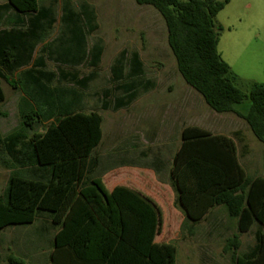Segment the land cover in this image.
I'll return each mask as SVG.
<instances>
[{
	"label": "trees",
	"instance_id": "trees-1",
	"mask_svg": "<svg viewBox=\"0 0 264 264\" xmlns=\"http://www.w3.org/2000/svg\"><path fill=\"white\" fill-rule=\"evenodd\" d=\"M136 2L155 7L164 17L170 47L186 82L217 112L244 118L264 142V83L255 82L248 94L244 92L218 49L221 26L216 17L230 0ZM71 3L64 0L62 28L50 44L55 47L51 55L69 67L93 68L82 77L80 72L40 68L41 57L34 53L56 21L40 0L0 4V103L6 100L3 80L21 92L20 126L2 138L9 155L3 163L13 170L0 195V228L29 225L48 216L57 228L50 264H177V245L156 239L164 222L160 205L126 185L108 190L102 178L91 176L89 160L103 139L104 117L96 110L84 111V97L105 47L102 38L89 43L99 28L95 8L84 2L76 11ZM11 13L16 21L1 28ZM143 65L136 50H123L117 57L113 80L123 94L113 109L137 98ZM65 80L77 87L62 86ZM247 98L248 107L240 109ZM102 107L109 109L110 104L103 100ZM182 139L168 172L187 218L197 222L210 208L224 207L238 228L224 250L231 251L235 264H264V176L247 173L236 142L228 135L190 125L183 129ZM157 161L151 166L161 173ZM254 224L260 228L257 244L239 252L240 233ZM183 225L190 231L195 227ZM11 260L21 264L17 258Z\"/></svg>",
	"mask_w": 264,
	"mask_h": 264
},
{
	"label": "rangeland",
	"instance_id": "rangeland-1",
	"mask_svg": "<svg viewBox=\"0 0 264 264\" xmlns=\"http://www.w3.org/2000/svg\"><path fill=\"white\" fill-rule=\"evenodd\" d=\"M72 2L76 8L84 2L95 8L99 28L89 36V43L92 45L102 38L105 47L96 77L85 90L84 111L96 110L104 117V137L98 154L105 164L111 163L115 167L106 174V180L122 183L128 178L130 185L137 180L136 185L156 199L164 218L157 240L177 245V264H235L231 251H225L224 246L227 236L235 233L237 226L224 207L214 211L223 222L216 226L223 234L220 239L205 237L213 227L210 220L195 226L196 235L189 238L168 169L157 174L145 166L139 169L137 176L132 169L126 171L121 161L126 156L133 161L151 163L160 156L170 163L177 148L170 142L179 139L180 130L187 124H200L214 132L228 133L232 130L230 117L233 116L239 120L244 135L241 123L246 125L247 121L237 114L217 112L186 82L170 47L165 19L155 7L139 4L136 0ZM216 22L221 26L218 49L230 64L235 83L248 94L255 82L264 83V0H230L218 13ZM123 50L139 51L144 72L138 97L128 106L115 110L113 105L123 92L113 80L112 66ZM92 70L88 65H81L80 76ZM2 86L7 99L0 103V195L5 192L13 170L3 163L9 155L2 138L21 123L16 103L18 90L5 80ZM103 100L110 104L109 109L102 107ZM187 100L192 103L190 108L185 106ZM249 103L247 98L239 108L244 110ZM245 137L248 152L244 151L245 143L239 141L240 153L244 152L241 160L250 175H264V142L250 127ZM56 230L46 215L29 225L0 228V264H13L11 258H17L21 264H50ZM242 240L240 251H246L255 241L252 233L244 234Z\"/></svg>",
	"mask_w": 264,
	"mask_h": 264
},
{
	"label": "crops",
	"instance_id": "crops-1",
	"mask_svg": "<svg viewBox=\"0 0 264 264\" xmlns=\"http://www.w3.org/2000/svg\"><path fill=\"white\" fill-rule=\"evenodd\" d=\"M6 2H7V0H0V4H4ZM71 2H72V0H71ZM40 3H41V5L43 7H45L46 9H48V11L53 12L55 14L56 21L53 23V26H52V28L50 30L51 33L47 37V39L45 41H43L42 43H40L37 46L36 51L34 53V57L35 58L41 57L40 68L47 69V70H51V71H54L56 73H58L59 70H62V71L65 70V71H70L72 73V75H74V73L78 74L79 73V67L80 66H75V67L74 66H71V67H69L67 65H63V64L57 62L56 59H55V57H53V55H51V52L52 53L54 52L53 49H55V47L53 46V49H52V47H50V44H52L54 42L55 38H57V36L60 33L61 28H62V25H61V17H62V14H63L64 0H48V1H46V0H40ZM71 5H72V8L75 9L76 11L79 10V8H76L74 6V3L73 2L71 3ZM14 17H15V14L11 13L10 16L7 19V23H5L4 25H2L1 28H10L11 22L16 21ZM18 72L19 71L15 72V75H17ZM77 80H78V78H77ZM62 86H65V87L66 86L67 87H77V85L74 84V81H69V80L62 81ZM5 94H6V99H7V93H5ZM20 97H21V92L18 91V96L16 98L17 106L19 105ZM72 101H73V98H72ZM191 104L192 103L190 102V100H187L185 102V106L187 105V108H190L192 106ZM223 113H229V114L236 115V113H234V112H223ZM238 117L240 118V116H238ZM230 118H231L230 128L232 130L230 132H228V133H218V132H214L213 130H211L207 126L200 125V124H195V123H193V124H187L186 126L197 125V126H200V127H203L205 129L210 130L212 133H215V134H225V135H228V136L232 137L235 140L236 145H237V152H238L239 160H240L241 164L243 165V167L247 171V168L245 167L244 163L241 160V156H242V154H244V152L242 154L240 153L239 141H242L243 143H245L244 144V146H245V150L244 151H245V153L248 152V149H247L248 148V142H247V139L245 137V134L248 131V129H249L250 126H247L248 124L245 125L244 123H241L242 126H244V127H242V128H244V130H243L244 135H243L242 134V131H241V127L239 125L240 124L239 120H237L233 116H231ZM186 126H184L180 130L179 139L170 142L171 144L177 145V148L174 150V152L172 154V157H173V155L175 154V152L179 149V147L182 144V141H183V139H182V131H183V129ZM103 137H104V135H103ZM102 141H103V139H102ZM102 141L95 148V151L93 152V154H92V156H91V158L89 160V167H91V170H90L91 176H95V177L102 178V180H103V182H104V184H105V186H106V188L108 190H112L117 185H126V186H129V187L135 188V189L143 192L144 194H146V195H148V196H150L151 198L154 199V197H152L151 194H149L148 192H146L140 186L136 185V184H138V181L137 180H134L133 179L135 181L133 185H130L128 183L129 182L128 181V178L122 180V181H125V182H122V183H117L115 180H112V179H110L109 181L106 180V176H107L106 174H108L109 170H112L115 167L111 163L110 164H105L103 162L101 156L98 154V149H99L100 145L102 144ZM143 155H146V154H143ZM156 159L159 160V161H157L158 162V165L160 167L162 166V170L163 171L167 170L168 168L170 169V167L172 165L171 164V161H170V163L169 162L167 163L166 160L164 158L160 157V156H157L154 160H156ZM162 162L164 163L163 165L161 164ZM121 164H122L123 167H125L126 171L128 169L129 170L132 169V171L134 170L135 171V174L137 176H138L139 169H141V167H145V166L151 167L154 170V172H156L157 174H161L163 172V171L161 173L157 172L155 170V168L153 166H151L152 162L151 163H142V162H139L137 160L133 161L131 158H128L126 156L121 161ZM247 173H248V171H247ZM262 176H264V175H262ZM171 185H172V183H171ZM154 200L156 201V199H154ZM218 207H221V206H214V207L210 208L209 211L206 213V215L202 219H200L199 221H197V222H194L192 219H188L187 216H186V213H185L184 209L181 207V209H182V211L184 213V217L182 218L183 219V224H185V223L186 224H195V226H197L199 224L204 223L206 220H210L209 222H210V224L213 227H212V230L211 231H209V232H207L205 234L206 235L205 237L207 239H214V238L220 239L223 236V234H222L221 231H218V229H217L216 226L222 225L223 222H222V218H220L219 216H217L216 215V212H214V211H216V209ZM170 219L172 220V217ZM232 220L235 221L236 226H237V220L236 219H232ZM259 229H260L259 228V225L258 224H254L248 231L240 233L241 240H242L243 235L244 234H247V233H252L253 236H254V239H255L254 243L251 246H249V248L246 251L252 250V248L257 244V235L259 233ZM262 231L264 233V228H262ZM235 233H238V228H237V231ZM235 233H233L231 236H227V239L229 237L234 236ZM194 235H196L195 230H193V231H190L189 230V238H192ZM156 239H157V237H156ZM242 242H243V240H242ZM239 252H245V251H240V249H239ZM232 261H233V259H232ZM200 264H204V263L203 262H200Z\"/></svg>",
	"mask_w": 264,
	"mask_h": 264
}]
</instances>
